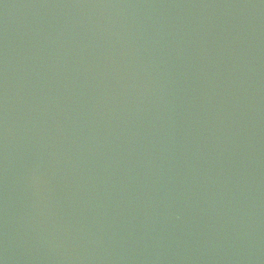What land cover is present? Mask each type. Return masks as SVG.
<instances>
[{"label":"water","instance_id":"obj_1","mask_svg":"<svg viewBox=\"0 0 264 264\" xmlns=\"http://www.w3.org/2000/svg\"><path fill=\"white\" fill-rule=\"evenodd\" d=\"M0 264H264V0H0Z\"/></svg>","mask_w":264,"mask_h":264}]
</instances>
